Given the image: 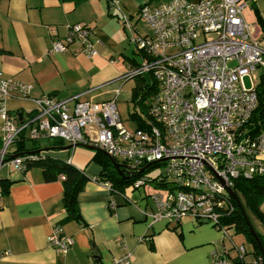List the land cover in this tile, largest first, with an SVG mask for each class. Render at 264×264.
<instances>
[{"label": "built area", "instance_id": "obj_1", "mask_svg": "<svg viewBox=\"0 0 264 264\" xmlns=\"http://www.w3.org/2000/svg\"><path fill=\"white\" fill-rule=\"evenodd\" d=\"M246 7V0H173L140 9L151 34H132L130 42L142 53V62L121 80L149 76L157 90L145 127L135 131L124 127L116 99L96 103L81 101L82 95L36 99L35 115L19 121L11 117L9 101L15 96L28 98L32 86L1 78L0 170L9 164L24 173L48 156L47 152L12 155V148L27 133L31 141L96 147L131 172L143 174L161 167L157 176L147 172L131 185L134 190L148 185L158 189L149 195L155 211L148 216L153 221L179 223L192 217L227 236L222 219L235 211L229 189L237 193L236 180L264 176V120L258 135L249 134L259 102L256 87L245 85L256 70L264 72V48L245 20ZM109 8L124 20L125 28L135 31L119 0H109ZM66 30L63 39L55 37L50 53H65L78 45L79 54L98 55L92 28L75 24ZM92 180L115 194L111 183L99 177ZM116 194L133 203L125 194ZM117 206L112 198L109 208ZM74 243L61 226L48 237V246L61 254L69 253ZM237 250L243 258L245 247ZM8 255L0 253V258ZM131 257L126 251L112 264H131ZM214 264L229 262L221 257Z\"/></svg>", "mask_w": 264, "mask_h": 264}, {"label": "crops", "instance_id": "obj_2", "mask_svg": "<svg viewBox=\"0 0 264 264\" xmlns=\"http://www.w3.org/2000/svg\"><path fill=\"white\" fill-rule=\"evenodd\" d=\"M171 1L119 0L139 36L151 34L149 24L139 15L140 9L146 4L158 6ZM246 2L245 20L264 48V0ZM75 24L94 30L97 56L79 54L78 45L65 53H50L55 37L63 39L66 27ZM129 30L119 14L110 10L109 0H0V79L32 86L28 98L15 96L9 101L11 117L19 121L32 118L36 99L63 100L82 95L81 101L96 103L116 99L124 127L139 129L140 118L134 119L132 113L142 115L141 108L133 106L130 111L129 103L142 79L121 80L142 62V53L128 39ZM2 125L0 117V129ZM28 135L12 148L13 156L23 154L18 146L23 141L27 147ZM97 152L81 146L49 152L62 161L71 160L90 179L77 195L78 219L70 216L64 204L61 177L47 181L39 167L24 173L9 164L2 167L0 181L7 182L9 189L4 193L0 185V253L9 255L0 258V264H112L126 251L132 253L131 264H214L221 257L229 264H263L249 239L232 228L227 229L226 236L211 223H200L192 217L179 223L153 221L146 214L155 211L148 201L151 191L126 188L125 194L133 203L120 195L112 196L92 180L103 171L94 160ZM112 198L118 205L115 210L109 208ZM261 211L264 214V200ZM250 218L253 228L264 236L262 223L253 215ZM56 226L74 238L67 254L48 246V237ZM241 246L245 247L243 258L237 250Z\"/></svg>", "mask_w": 264, "mask_h": 264}, {"label": "trees", "instance_id": "obj_3", "mask_svg": "<svg viewBox=\"0 0 264 264\" xmlns=\"http://www.w3.org/2000/svg\"><path fill=\"white\" fill-rule=\"evenodd\" d=\"M138 78L142 79V82L138 83L137 88L134 90L132 102L135 107L138 105L140 106L142 115L138 113H132V117L136 120H139L140 118L141 124L139 129H141L145 127L146 123V119H144L145 116L143 114H145L146 117L148 116L149 103L151 97L157 90V85L149 76ZM256 91L259 105L248 125L249 134L255 136L260 133L264 120V74L261 84L256 87ZM46 142L48 143L47 146L44 145L45 142L33 141L31 145L27 144L26 147V143L22 141L19 143L18 152H22L23 154L21 155L30 153L40 154L41 152H47L48 156L44 160L29 165L28 169L33 167L41 168L47 181H54L59 177L64 176V204L68 209L70 216L78 219L80 215L76 204L77 195L84 190L87 182L90 179L85 175V173L74 167L69 161L65 162L49 155V152H55L60 147H63L65 145L63 141L55 140L54 142ZM18 152H16V154H18ZM94 160L98 161V163H100L103 168L102 173L99 175L100 181L111 183L115 194H125L126 188L131 187V185L138 178L157 168V166H154L145 171L143 174H138L123 167L121 172L124 174L121 175L120 171L117 170L113 165L112 158L109 157L105 152L98 150ZM0 185L3 192L7 193L9 184L7 182L0 181ZM235 190L237 191L240 203H238L235 199L233 200L235 211L233 213L227 214L222 219V224L226 229L233 228L237 234L246 236L253 245L257 255L262 257V252L258 242L251 233L250 227H253V224L251 222L250 215L256 217V219L259 220L264 226V214L261 211V204L264 200V176L253 179L240 178L236 180ZM111 195L113 196L114 194L111 193ZM197 221L200 223L204 222L199 220ZM256 233L259 236L264 248V236L260 235L257 231Z\"/></svg>", "mask_w": 264, "mask_h": 264}, {"label": "rangeland", "instance_id": "obj_4", "mask_svg": "<svg viewBox=\"0 0 264 264\" xmlns=\"http://www.w3.org/2000/svg\"><path fill=\"white\" fill-rule=\"evenodd\" d=\"M135 34V35H137L135 32H133L132 30H129V34H128V39L130 40V38L132 37V34ZM135 49H137L138 50V48L135 46V45H133V44H131ZM133 47H131V48H133ZM130 48V49H131ZM132 50V49H131ZM262 78H263V71L262 70H260V69H258V70H256L250 77H248V78H246L245 79V85H246V87L248 88V89H252L253 87H258V85L259 84H261V82H262ZM253 80H254V82H253ZM131 81H134V79H131L130 80V82ZM129 106H130V111H133V106H134V104H133V102L132 103H129ZM54 141V140H53ZM28 145H31L32 143H33V141H30V140H28ZM67 145H69V144H67ZM160 172H161V167H157L156 169H154L153 171H151V172H149L148 173V176H157L158 174H160ZM146 190L147 191H151V194H154V192H156V188L153 186V185H148L147 187H146ZM158 191V190H157ZM148 201L151 203V204H153L154 205V203H153V199H152V196L151 197H149V199H148ZM147 215H151L152 214V211H148L147 213H146ZM232 230H234L233 228H232ZM235 231V230H234Z\"/></svg>", "mask_w": 264, "mask_h": 264}, {"label": "water", "instance_id": "obj_5", "mask_svg": "<svg viewBox=\"0 0 264 264\" xmlns=\"http://www.w3.org/2000/svg\"><path fill=\"white\" fill-rule=\"evenodd\" d=\"M44 145L47 146L48 143L45 142ZM72 148H74V146H73V145H70V146L60 147L59 150L67 151V150H71ZM85 148H87V149H89V150H94V151H98V150H99L98 148H96V147H92V146H88V147H85ZM112 163H113V165L116 167V169L120 171L121 175H123L124 173L121 172V169L124 167V165L118 163V162L115 161L114 159H112ZM142 171H143V170H142ZM229 193L231 194V196H232V197H233L238 203H240V199H239V197H238V195H237L236 192H234L233 190L229 189ZM250 228H251V233L253 234V236H254L255 239L257 240L258 245H259V247H260V249H261V252H262V261H263V264H264V248H263V245H262V243H261V241H260V239H259V236L257 235L255 229H254L252 226H251Z\"/></svg>", "mask_w": 264, "mask_h": 264}]
</instances>
